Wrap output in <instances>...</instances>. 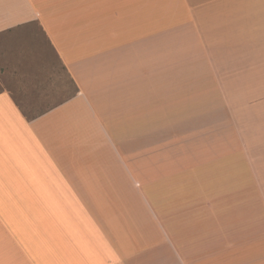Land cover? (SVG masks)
<instances>
[{
	"label": "crops",
	"instance_id": "crops-1",
	"mask_svg": "<svg viewBox=\"0 0 264 264\" xmlns=\"http://www.w3.org/2000/svg\"><path fill=\"white\" fill-rule=\"evenodd\" d=\"M251 1L0 0L76 86L0 89V264H264V65L216 60Z\"/></svg>",
	"mask_w": 264,
	"mask_h": 264
},
{
	"label": "rangeland",
	"instance_id": "rangeland-1",
	"mask_svg": "<svg viewBox=\"0 0 264 264\" xmlns=\"http://www.w3.org/2000/svg\"><path fill=\"white\" fill-rule=\"evenodd\" d=\"M248 5L244 12L259 11L260 16H264V3L257 5L256 1H251ZM240 29V40L227 42L226 55L216 60L236 66L264 65V25L244 24ZM7 54L14 55L11 61L4 57ZM252 75L250 73L247 78L251 80ZM255 82L264 84V70L256 72ZM5 87L13 91L18 103L30 115L52 107L76 91L74 82L37 26L25 32L11 31L0 35V89ZM255 91L252 90L253 96L256 95L260 103L264 100V89H259L258 94ZM248 93L250 95V89ZM249 106H242L245 115Z\"/></svg>",
	"mask_w": 264,
	"mask_h": 264
}]
</instances>
